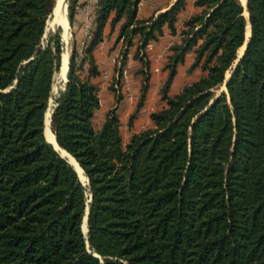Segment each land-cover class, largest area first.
<instances>
[{
    "label": "trees",
    "instance_id": "trees-1",
    "mask_svg": "<svg viewBox=\"0 0 264 264\" xmlns=\"http://www.w3.org/2000/svg\"><path fill=\"white\" fill-rule=\"evenodd\" d=\"M185 1L139 18L140 0H96L50 119L84 186L44 136L62 53L58 31L45 38L55 0H0V264H264V0H194L166 55L152 125L126 140L117 105L96 120L93 50L105 26L121 42L114 84L130 55L139 64L131 125L150 91L146 46L164 26L176 33ZM79 6L68 0L70 24ZM189 52L187 73H200L171 93Z\"/></svg>",
    "mask_w": 264,
    "mask_h": 264
},
{
    "label": "crops",
    "instance_id": "crops-1",
    "mask_svg": "<svg viewBox=\"0 0 264 264\" xmlns=\"http://www.w3.org/2000/svg\"><path fill=\"white\" fill-rule=\"evenodd\" d=\"M174 2L175 0H140L138 7V17L146 18L150 16L152 13H158L160 11H164L165 9L170 7ZM79 4L80 6L78 7V10L75 14L73 24H70L69 22V26L70 28H72L71 35L73 33L74 38L76 40L75 48L78 51L82 49L83 41L88 34L87 33L88 31L84 33L82 29L84 24L86 27V25L90 26L93 22V18H94L93 10L95 8L96 0H79ZM198 10L199 8H197L194 5V0H186L183 9L178 13V19L176 22V33H170L169 29L166 26H164L163 34L160 35L157 39L152 40L150 43L147 44L146 51L150 59V73H151L150 91L147 95L143 108L137 113L131 125H128L127 120L129 114L133 111L139 96L141 77L138 74H135V70L139 66L137 60L132 58L131 55L128 57L124 69V76H123L125 81L124 83L121 84L120 88H122L124 92L127 91L130 100L124 101L121 104V106L120 104L117 105L120 113L121 131L124 136V139L127 140L132 133L138 132L152 125V120L149 117V113L160 107L161 102L159 101V88L161 87L166 75V71L163 70V64L165 63L166 55L170 52L169 47L174 42L178 41L179 39L178 32L182 27L183 20L186 19L190 14L197 12ZM109 32H110V26L109 24H107L104 29L103 40L93 50V54L95 55L98 69L100 71V75L93 78V81L97 83L98 88L99 85L100 86L102 85L101 83L98 84L99 82V81L97 82L98 77L100 79L101 74L104 72L110 77L111 72L115 69V64L113 62L114 58L118 55L121 49V42H117V43L115 42L118 28H115L111 33ZM79 44H81L80 47ZM241 46L243 47L244 44ZM63 53L64 52H62L60 56L59 69H61L62 66ZM69 57L70 55L67 53V69L69 64ZM192 59H193V53L189 52L186 55L185 62L182 65L178 66L177 74L171 85V89H170L171 93L178 92L185 83L191 82L198 77L200 73L198 69L194 70L191 74L187 73L186 71ZM66 75H67V71L65 74V79L59 77L60 78L59 82L63 83L61 86H59L60 90L64 89L67 80ZM52 109L53 107L50 108L51 111L50 115L52 113ZM107 109H104L103 112L105 113ZM101 110L102 109L99 107V109L95 112V115H97V112ZM104 113H102L100 119L103 117Z\"/></svg>",
    "mask_w": 264,
    "mask_h": 264
},
{
    "label": "rangeland",
    "instance_id": "rangeland-1",
    "mask_svg": "<svg viewBox=\"0 0 264 264\" xmlns=\"http://www.w3.org/2000/svg\"><path fill=\"white\" fill-rule=\"evenodd\" d=\"M241 1V0H240ZM63 2L65 3V18L63 20V14H64V11H62V14L59 13L58 17L55 16L54 12L51 13L49 15V17L47 18V23H46V27H45V38L50 34V33H55V32H59V35H60V41L62 43V52H67L69 55H71L72 53V50L73 49H76L75 48V44H76V40L74 38V35L72 33L71 35V31H72V28H70L69 26V20H68V8H66L68 6V0H62V6H63ZM245 4V3H243ZM246 13V14H245ZM244 14L247 16V12L246 10L244 11ZM65 21L67 22V27L65 28ZM249 25V24H248ZM89 25H86L85 27V24L83 26V31L84 33L87 32L90 28ZM66 30V31H65ZM88 33V32H87ZM249 33H250V29H249ZM65 34V35H64ZM249 34H247V27H246V31H245V37L247 38ZM81 44H79V47H80ZM244 47V46H243ZM242 47V48H243ZM240 48V47H239ZM77 50V49H76ZM243 50L241 51H237V55L239 56L241 54ZM81 53V50L78 51ZM62 57L64 58V53L62 54ZM120 58V52L118 53V55L114 58V64L116 65V63L118 62V59ZM70 59V57H69ZM68 67H69V64H68ZM61 71V69H58L55 73H54V76H53V85H52V91H51V97L49 99V104H48V107H49V110L46 111L49 112L50 114V108L53 107V104H54V98L55 96L58 94L59 90H60V87L63 83L62 82H59L60 80V75H59V72ZM68 71V69L66 70ZM66 74V73H65ZM228 75V73L226 74ZM60 77V78H59ZM114 77H115V69L111 72V75L110 77L108 76V79L105 81L103 80L101 77L99 79H97V82L98 84H102L101 86L99 85V97H100V102L102 104H100V108L102 109L101 111H98L97 112V115H96V120L97 122H99L101 119V115L103 112L104 109H109L111 107H115L116 105H119L121 106V104L124 102V101H129L130 98L127 94V91L124 92L122 90V88H120L119 86L117 87L115 84H114ZM63 79V78H62ZM65 79V78H64ZM102 79V80H101ZM124 83L125 79L123 77V80H122ZM112 86L113 90L112 89ZM179 87V86H178ZM177 88V87H176ZM224 88V85L222 84L221 85V88L222 89ZM113 91H116L117 94H121L123 96V98L121 99V101H117L116 100V97H114V94H113ZM128 96V97H127ZM107 109V110H108ZM45 118V117H44ZM60 152V151H59ZM65 157V156H64ZM66 160H68L67 157H65ZM84 173V172H83ZM85 175V173H84ZM79 176V175H78ZM86 176V175H85ZM79 180L82 182V184L84 186H87L88 184V180H82L80 177H79ZM88 190V189H87ZM87 193V200H86V207L88 206V203L90 202V194H88V191L86 192ZM85 207V208H86ZM83 230L84 232L86 231V226H85V222L83 223Z\"/></svg>",
    "mask_w": 264,
    "mask_h": 264
},
{
    "label": "bare ground",
    "instance_id": "bare-ground-1",
    "mask_svg": "<svg viewBox=\"0 0 264 264\" xmlns=\"http://www.w3.org/2000/svg\"><path fill=\"white\" fill-rule=\"evenodd\" d=\"M242 3H245V0H241ZM62 0H55V6L53 9V12L55 14L56 17H58L59 13L62 14V11H64L63 14V20L65 18V3L63 2V6H62ZM246 14V13H245ZM67 27V22L65 21V28ZM247 34H249V25L247 23ZM66 31V30H65ZM65 35V34H64ZM248 36V35H247ZM239 51L242 50V46L238 49ZM66 69H67V53L64 52V58L62 57V66H61V71L59 72L60 77H62L63 79L65 78V73H66ZM50 121H49V112L45 113V127H44V135H46L45 137L47 138V140L52 141L54 146L63 154L66 155L68 157V161L75 167L77 174L79 175V177L82 180H86V176L83 173L82 168L79 166L78 162L75 160V158L70 155L69 153H67L64 149L58 147L56 145V142L54 140V134L49 126ZM84 225V224H83Z\"/></svg>",
    "mask_w": 264,
    "mask_h": 264
},
{
    "label": "water",
    "instance_id": "water-1",
    "mask_svg": "<svg viewBox=\"0 0 264 264\" xmlns=\"http://www.w3.org/2000/svg\"><path fill=\"white\" fill-rule=\"evenodd\" d=\"M243 4V3H242ZM246 0H245V4H243V6L244 7H246ZM55 6V5H54ZM66 8H68V6L66 7ZM53 9H54V7H53ZM51 13H53V10H52V12ZM247 19H248V17H247ZM248 21V20H247ZM248 24H249V22H248ZM248 38H249V36L246 38L245 37V40H244V47H243V51H244V48H245V46H246V42H247V40H248ZM243 51L241 52V54L238 56L237 55V60L242 56V54H243ZM229 75V74H228ZM226 76V77H229V76ZM226 83H227V79H225V82H224V86L226 87ZM47 110H49V107H48V109ZM50 119H51V115L49 114V121H50ZM49 126H50V124H49ZM44 127H45V118H44ZM45 136V135H44ZM46 138V137H45ZM46 140H47V138H46ZM54 140H55V142H56V139H55V136H54ZM47 142H49L52 146H53V148L62 156V157H67L66 155H63L61 152H59V150L54 146V144H53V142L52 141H49V140H47ZM56 145L58 146V147H60L58 144H57V142H56ZM61 148V147H60ZM66 151V150H65ZM67 152V151H66ZM68 153V152H67ZM64 157V158H65ZM68 158V157H67ZM68 161V160H67ZM69 162V161H68ZM70 163V162H69ZM71 164V163H70ZM72 165V164H71ZM73 166V165H72ZM73 168L75 169V167L73 166ZM76 170V169H75ZM83 170V169H82ZM77 172V171H76ZM84 172V171H83ZM77 176H78V174H77ZM78 178H79V176H78ZM86 179L88 180V178L86 177ZM90 199H91V195H90ZM88 212H89V206H87L86 208H85V213H84V216H83V219H82V224H81V228H82V231H83V233L86 235L87 234V219H88ZM85 222V226H86V231L84 232V230H83V223Z\"/></svg>",
    "mask_w": 264,
    "mask_h": 264
},
{
    "label": "built area",
    "instance_id": "built-area-1",
    "mask_svg": "<svg viewBox=\"0 0 264 264\" xmlns=\"http://www.w3.org/2000/svg\"><path fill=\"white\" fill-rule=\"evenodd\" d=\"M101 77L105 81L108 79V75L105 72L101 74Z\"/></svg>",
    "mask_w": 264,
    "mask_h": 264
},
{
    "label": "clouds",
    "instance_id": "clouds-1",
    "mask_svg": "<svg viewBox=\"0 0 264 264\" xmlns=\"http://www.w3.org/2000/svg\"><path fill=\"white\" fill-rule=\"evenodd\" d=\"M51 112V111H50Z\"/></svg>",
    "mask_w": 264,
    "mask_h": 264
}]
</instances>
